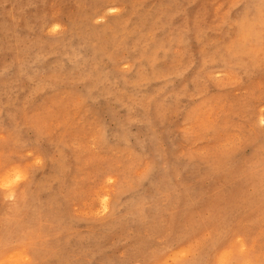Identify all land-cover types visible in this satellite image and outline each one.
<instances>
[{
    "label": "rangeland",
    "instance_id": "1",
    "mask_svg": "<svg viewBox=\"0 0 264 264\" xmlns=\"http://www.w3.org/2000/svg\"><path fill=\"white\" fill-rule=\"evenodd\" d=\"M261 20L0 0V264H264Z\"/></svg>",
    "mask_w": 264,
    "mask_h": 264
},
{
    "label": "bare ground",
    "instance_id": "2",
    "mask_svg": "<svg viewBox=\"0 0 264 264\" xmlns=\"http://www.w3.org/2000/svg\"><path fill=\"white\" fill-rule=\"evenodd\" d=\"M260 17H262V16H260ZM257 20H259L258 18H257ZM262 21H264V20H261V22ZM252 22H254V21H252ZM257 22V21H256ZM261 24V23H260ZM248 27V26H247ZM246 27V28H247ZM252 27V26H251ZM251 27L249 26L248 28H250L251 29ZM250 29H244V31H243V35H246V37L248 36V35H250L251 33H253V37H255L256 36V38H257V35H255V32H254V30L251 32V30ZM256 29V28H255ZM260 29H262V28H260ZM263 29H264V24H263ZM263 29H262V31H263ZM259 32V31H258ZM262 33V32H261ZM239 36H240V34H239ZM241 36H242V34H241ZM240 36V37H241ZM262 36V35H261ZM249 37V36H248ZM140 39V38H139ZM246 39V38H245ZM263 40H264V38H263ZM256 41V40H255ZM259 41H261V43L263 42L262 40H259ZM141 42V41H140ZM241 42V41H240ZM244 42H246L245 40H244ZM243 42V43H244ZM255 43V42H254ZM136 44V43H135ZM139 44V43H138ZM236 44V43H235ZM257 44V43H256ZM260 44V43H259ZM239 45V44H238ZM241 45H242V43H241ZM258 45V44H257ZM237 46V45H236ZM235 46V47H236ZM259 46V45H258ZM261 46H262V44H261ZM139 47V46H138ZM141 47V46H140ZM253 47H255V45L253 46ZM260 47V46H259ZM242 49L241 50H243V47H241ZM140 49H142V48H140ZM144 49H145V47H144ZM235 48H233V50H234ZM252 49H254V48H251L250 50H252ZM261 49H263V48H261ZM143 50V49H142ZM246 50V49H245ZM255 50V49H254ZM256 50H258V49H256ZM260 50V49H259ZM143 51H146V50H143ZM262 51V50H261ZM246 54H247V52H248V50H246V51H244ZM243 52V53H244ZM143 53V52H142ZM242 53V52H241ZM252 53H255V52H252ZM258 53V52H257ZM259 53L261 54V52L259 51ZM263 53V52H262ZM146 54V53H145ZM248 54H250L249 52H248ZM150 55H151V53H150ZM252 55V54H251ZM262 55V54H261ZM146 57V56H145ZM151 60V59H150ZM246 63H247V61H246ZM154 64V63H153ZM242 65H244V64H242ZM186 247V246H185ZM199 259V258H198ZM220 261V260H219Z\"/></svg>",
    "mask_w": 264,
    "mask_h": 264
}]
</instances>
